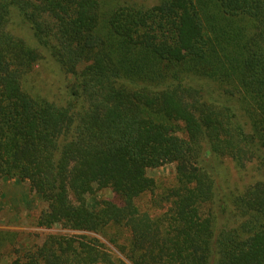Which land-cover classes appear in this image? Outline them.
<instances>
[{"label": "trees", "instance_id": "1", "mask_svg": "<svg viewBox=\"0 0 264 264\" xmlns=\"http://www.w3.org/2000/svg\"><path fill=\"white\" fill-rule=\"evenodd\" d=\"M226 159L264 172V0H0V182L78 233L9 264H264V180L224 192Z\"/></svg>", "mask_w": 264, "mask_h": 264}, {"label": "rangeland", "instance_id": "2", "mask_svg": "<svg viewBox=\"0 0 264 264\" xmlns=\"http://www.w3.org/2000/svg\"><path fill=\"white\" fill-rule=\"evenodd\" d=\"M146 6L156 4L157 0H135ZM12 31L17 35L25 34L15 25L11 26ZM34 74L30 81L33 87L42 96L59 95L56 90L62 85V75L59 74L57 67L52 63H40L35 68ZM51 97V98H52ZM221 167L224 177L219 181L220 189L224 192L242 191L245 187L253 185L258 181L264 180V172L257 169L256 164H247L242 171H237L233 163L229 160H223ZM175 168L172 164H166L156 170L148 171V176L153 178L165 177L173 180ZM0 242L2 243V257L0 264H9L16 258L17 254L9 243H18L21 254L31 246H39L43 238L48 234L72 235L76 232H69L54 227L52 229H44L36 227V220L40 212L45 208L36 195L29 193L25 183H17L14 180L0 182ZM99 199L113 200L114 196L109 190H103L97 193Z\"/></svg>", "mask_w": 264, "mask_h": 264}]
</instances>
